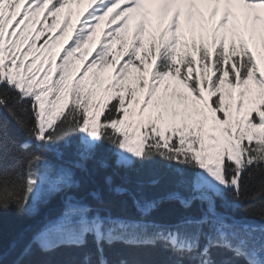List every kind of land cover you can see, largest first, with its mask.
<instances>
[{"label": "snow or ice", "instance_id": "1", "mask_svg": "<svg viewBox=\"0 0 264 264\" xmlns=\"http://www.w3.org/2000/svg\"><path fill=\"white\" fill-rule=\"evenodd\" d=\"M84 2L0 0V210L23 213L45 189H70L71 174L46 165L40 152L60 158L58 146L73 147V137L80 161L105 146L120 168L159 161L188 193H171L167 201L204 207L200 216L164 227L89 219L86 206L70 205L32 237L25 254L33 247L45 254L83 248L91 235L101 257L102 243L121 241L161 243L177 264L185 258L216 264L214 249L231 254L224 264H264V179L249 193L264 177V0H88L90 11L73 29V6ZM3 114L28 137L20 158L4 136ZM6 148L22 167L15 179L2 169ZM111 192L123 196L127 189ZM226 194L233 212L255 216L260 226L219 212L216 201ZM162 203L135 206L147 218Z\"/></svg>", "mask_w": 264, "mask_h": 264}, {"label": "trees", "instance_id": "2", "mask_svg": "<svg viewBox=\"0 0 264 264\" xmlns=\"http://www.w3.org/2000/svg\"><path fill=\"white\" fill-rule=\"evenodd\" d=\"M2 121L5 138L15 141L16 157H22L23 153H19L18 148L21 143L28 140V137L12 124L6 114L2 115ZM77 139L72 138L74 146L71 148H65L63 144L58 146L63 152L60 158L52 152H40L46 165H53L71 174L70 189L54 193L45 189L23 213L14 206L0 210V232H2L0 264H84L86 257L89 258L90 264H99L101 258L107 264H177L178 257L171 251H166L161 243H157L154 247H131L121 241L111 245L105 242L100 245L103 249L101 257L97 251L95 238L91 235L86 237L83 248L61 247L53 253L45 254L33 247L30 253L25 254L32 237L63 218L70 205L86 206L90 209L88 217L99 215L114 221L153 223L164 227H174L186 217H198L202 213L204 206L199 202L191 209H184L175 201H167L166 198L171 193L180 192L182 196H187L188 193L178 188L173 174L168 171L166 165L153 161L144 165L136 164L132 169L120 168L111 150L106 146L98 151L94 158L80 161L75 147ZM33 151H36L35 147ZM17 158L10 156L7 148L4 150L2 169L4 173L11 172L12 179H15V172L22 171V167L17 165ZM154 179L159 183L152 186L151 182ZM261 179L264 177H257L252 182L249 193L258 189ZM114 187L126 188L127 194L113 195L111 189ZM93 194H98L99 199L94 198ZM144 199L162 200L164 203L151 216L144 218L135 206L136 200ZM216 203L217 210L226 216L256 226L261 224L255 216L242 210L233 212L229 206L235 201L229 194L225 195L224 201L217 200ZM242 207H247V202ZM259 207L260 205L257 204V208ZM69 219L77 220L78 217ZM203 244L204 241L201 240V247ZM212 259L216 264H224L225 261L232 260V256L230 253L214 249ZM181 264H195V261L185 258ZM234 264H244V262L234 261Z\"/></svg>", "mask_w": 264, "mask_h": 264}, {"label": "rangeland", "instance_id": "3", "mask_svg": "<svg viewBox=\"0 0 264 264\" xmlns=\"http://www.w3.org/2000/svg\"><path fill=\"white\" fill-rule=\"evenodd\" d=\"M88 11H90V8L88 6V0H85V2L83 4H81L78 8L73 6V14L71 16V25H72L73 29L78 27L79 21L82 20V18L87 14ZM66 16H67V12L65 13V17ZM62 24H63V20H62ZM103 33H104V29L102 28L101 32L97 34L96 40L94 41V43L92 45L93 50L95 49L96 45L102 41ZM57 34H59V33H57ZM67 43H68V41L63 42V44L65 46L67 45ZM57 52L59 53L60 49H57ZM257 54L259 55V52H257ZM261 69H262V71H264V61H261ZM88 218L91 219L92 217H88ZM71 220H72V222L76 221L73 219H71ZM116 221H124V220H116Z\"/></svg>", "mask_w": 264, "mask_h": 264}]
</instances>
